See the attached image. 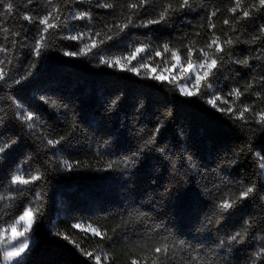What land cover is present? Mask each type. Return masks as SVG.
Masks as SVG:
<instances>
[{"label": "trees", "instance_id": "16d2710c", "mask_svg": "<svg viewBox=\"0 0 264 264\" xmlns=\"http://www.w3.org/2000/svg\"><path fill=\"white\" fill-rule=\"evenodd\" d=\"M13 2L15 14L0 19V27L9 29L6 39L0 32V45L10 50L7 78L0 81V144L10 145L0 154V195L15 199L0 201V228L24 208H39L22 264H94L76 243L102 258L107 254V264H130V258L143 256L152 264L149 249L163 242L176 246L170 264H192L193 257L196 264H251L253 253L264 246V130L254 122L231 119L205 101L212 92L224 95L249 82L252 91L261 90L264 39L252 37L264 24V9L241 20L235 32L223 24L226 18L235 22L227 11L233 0H190V8L172 13L164 23L135 26L157 18L170 2L152 0L123 32L115 34L113 27L111 40L87 55L69 57L63 53L80 45L66 37L89 29L107 32L105 25L125 23L127 4L138 0H52L59 8L58 27L50 30L42 55L34 58L37 29L22 17L43 16L51 5L47 0ZM171 2L178 5L180 0ZM105 3L113 7H100ZM216 9V27L210 29L207 18ZM85 12L90 19L76 18ZM213 33L239 40L226 49L209 78L211 88L202 89L203 98L182 96L173 84L148 79L146 69L138 76L100 64L101 55L119 57L125 64L123 58L135 47L149 45L151 52L141 54L149 58L142 62L171 67L175 61L171 52H164V43L186 58L185 45L195 41L193 47H204ZM34 60L31 75L15 84ZM255 99L250 93L241 98L244 103ZM22 111L34 113L35 128L29 130L16 118ZM62 136L55 147L47 144ZM64 161L73 169L65 168ZM20 173L41 179L12 186V176ZM250 186L255 191L248 199L218 211L223 197ZM245 220L251 223L242 239L229 245L227 238L242 231ZM76 223L98 227L111 240L90 232L86 237L84 230L72 227ZM220 241H225L223 247Z\"/></svg>", "mask_w": 264, "mask_h": 264}, {"label": "snow or ice", "instance_id": "6c2138e0", "mask_svg": "<svg viewBox=\"0 0 264 264\" xmlns=\"http://www.w3.org/2000/svg\"><path fill=\"white\" fill-rule=\"evenodd\" d=\"M48 4L51 5L50 10L43 16H30L28 14L23 15V19L32 23L36 26L37 34L35 37L34 44L31 46V53L34 58H39L42 55V52L47 47L48 34L51 29L58 27V22L60 19L59 8L57 5L53 4L52 0H47ZM152 0H138V2H130L127 4L128 15L126 17V22L115 23L110 25H105L107 32L101 30L93 33L91 29L87 32L77 33L76 35H71L66 37L68 40L77 41L80 45L76 51H65L63 54L69 57L84 56L91 52L93 49L98 48L101 44L106 43L107 40H111L112 36L108 35V32H112L113 27H115L118 32H123L129 25L133 24V16L138 14L140 9L146 8L147 5L151 4ZM100 7L112 8L113 5L109 3L101 4ZM190 0H180L178 5L173 2H167L163 4L162 10L158 13L157 18L141 20L138 27H149L150 25L161 24L167 21L169 16L179 10L190 8ZM16 5L13 0H0V19L11 17L15 14ZM264 9V0H233V6L227 9L228 13L234 17L235 22H230V19L226 18L223 20L224 25H229L230 30L235 32L237 25L241 20L250 18L256 11ZM219 9L212 11L208 15V27L213 29L216 27L212 23V18L217 15ZM239 15H236L237 13ZM77 19H90L88 13H81L76 17ZM9 29L6 27H0V32L5 34V39L7 38V33ZM197 36L200 35L199 32L196 33ZM226 38L222 39L219 35L213 33L212 38L205 44L204 47L196 48L192 45L195 44L193 41L190 45H185L186 48V58L181 57L179 50H173L170 48L168 43H164L161 47L164 52H171V59L175 61L171 65V69H168L171 73L172 69H179L182 74L179 79H183V83L178 82L177 75L165 76L162 74L153 75L156 70L155 68L151 69L147 75L148 79L165 82L167 81L170 84H173L179 89V92L182 96L185 97H202V89L207 91L211 88L209 78L215 75L216 70L220 67L221 61L223 60V54L226 52V49L230 48L233 44L237 43L239 38L235 39L232 36H229L227 33L224 34ZM85 37H87L88 42H84ZM264 39V24H261L258 29V34L252 37V41H257ZM9 49L3 45H0V53L4 54V58L0 59V81H4L7 78L6 71V60L8 57ZM151 49L149 45H140L135 47L131 53L124 57L123 59L127 60V64H121V58H107L103 55L99 57L100 64L106 65L107 67H118L122 71L133 72L136 75H141V69L148 68V64L142 62L149 58L148 55L142 56L141 54L150 53ZM194 53H199L196 59H193ZM162 55L160 50L155 51V56L160 57ZM138 57L140 59H138ZM132 61H137V65H132ZM167 63V61H166ZM246 63V61H244ZM35 67V60L30 63L29 69L27 70L26 75H21L18 79L14 81L15 84H20L31 75V69ZM261 90L252 91L254 84L249 82L247 86H237L231 88L224 95L219 94L218 92H212L210 97L205 101L210 107L216 111L230 117L234 120H241L244 123L254 122L260 126L261 130H264V77L260 81ZM251 94L256 99L251 103H244L241 98L246 94ZM257 103L261 106L256 107ZM247 114V115H246ZM16 118L27 126L29 130L36 127L35 121L37 118L34 116V113L31 111H22L17 112ZM65 137H60L59 139H48L47 144L49 146L55 147L57 144H60ZM150 143V141H149ZM10 147L9 144L4 143L0 144V154L5 153V151ZM136 153H133L135 156ZM78 167V165H76ZM64 167L71 170L74 165L68 161H64ZM109 168L112 167L110 163ZM41 179L40 175H30L28 178H25L23 173L13 175L11 178L12 186H26L30 183L38 181ZM19 190V189H18ZM255 191V186H250L239 192L238 195L233 194L232 196L223 197L219 203L216 204V208L220 213L227 212L232 209L238 201L248 199ZM40 194L37 193L36 199L39 200ZM5 199L12 200L15 199L13 196L0 195V201ZM264 200V196L261 197ZM39 212V208L26 207L23 209L22 213L11 223L5 227L0 228V247H2V259H0V264H22L23 254L29 248V238L28 233L31 232L32 227L36 221V216ZM249 220L244 221L243 230H238L234 234L230 235L227 238V243L229 245L232 242H239L243 237V232L247 231V226L250 225ZM75 229H82L83 225L81 223H76L72 225ZM85 236L90 232L93 237H99L101 240L108 239L111 240V237L108 236L106 231H101L98 227H93L88 225L84 229ZM56 235L61 236L65 240H69L70 243H74L70 240L69 236L63 233H56ZM225 241H220V247H223ZM75 246L80 249L82 255L89 257L94 261V264H107L110 260V257L105 254L103 258L99 254H94L93 251H87L80 247L79 243H76ZM175 245H170L167 242H163L157 245H154L149 249V252L152 254V264H170V255L175 248ZM147 256L139 258H130V264H147ZM197 258H192V264H196ZM251 264H264V246H261L256 252L253 253Z\"/></svg>", "mask_w": 264, "mask_h": 264}, {"label": "rangeland", "instance_id": "374dc122", "mask_svg": "<svg viewBox=\"0 0 264 264\" xmlns=\"http://www.w3.org/2000/svg\"><path fill=\"white\" fill-rule=\"evenodd\" d=\"M125 64H127V62ZM153 68H155V70H156L154 73H152L153 75H156V74H162V75H165V76L177 75L178 81H181L183 83V79H179V77L182 74L180 73L178 68L177 69H172L171 73H169L168 69H171V67H168V66H165V65H163V66H151V65L148 64V68H145V69L149 73L150 70L153 69ZM81 224L83 225L82 230H84L88 226V224H83V223H81ZM29 234L30 233H28V238H29V243H30L32 241V239H31V237H29L30 236ZM0 259H2V257Z\"/></svg>", "mask_w": 264, "mask_h": 264}]
</instances>
